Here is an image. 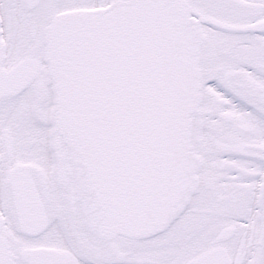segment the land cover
<instances>
[{"label": "snow or ice", "instance_id": "6c2138e0", "mask_svg": "<svg viewBox=\"0 0 264 264\" xmlns=\"http://www.w3.org/2000/svg\"><path fill=\"white\" fill-rule=\"evenodd\" d=\"M0 264H264V0H0Z\"/></svg>", "mask_w": 264, "mask_h": 264}]
</instances>
